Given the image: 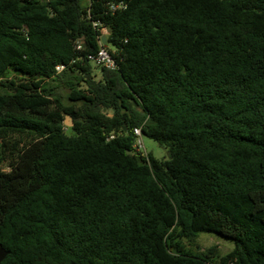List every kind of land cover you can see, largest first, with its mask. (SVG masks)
I'll list each match as a JSON object with an SVG mask.
<instances>
[{
    "label": "trees",
    "instance_id": "1",
    "mask_svg": "<svg viewBox=\"0 0 264 264\" xmlns=\"http://www.w3.org/2000/svg\"><path fill=\"white\" fill-rule=\"evenodd\" d=\"M0 148L2 264H264V0H0Z\"/></svg>",
    "mask_w": 264,
    "mask_h": 264
},
{
    "label": "rangeland",
    "instance_id": "2",
    "mask_svg": "<svg viewBox=\"0 0 264 264\" xmlns=\"http://www.w3.org/2000/svg\"><path fill=\"white\" fill-rule=\"evenodd\" d=\"M72 122V121H71ZM65 124L67 126H72L73 122L70 123V120L68 117H65ZM142 136V135H141ZM142 145L144 146V150H146V153H152L153 156L157 159H164L168 158V151L160 146L157 142L154 140L148 138L147 136H142ZM0 169L9 171L10 170V162L7 160H4L1 155V148H0ZM197 246V247H196ZM196 246H193V249L195 251H198L199 249L201 251L207 250L209 247L217 246L220 252V255L224 256L231 252L234 249V243L231 241H228L224 239L223 237L214 235V234H208V233H202L200 234Z\"/></svg>",
    "mask_w": 264,
    "mask_h": 264
},
{
    "label": "built area",
    "instance_id": "3",
    "mask_svg": "<svg viewBox=\"0 0 264 264\" xmlns=\"http://www.w3.org/2000/svg\"><path fill=\"white\" fill-rule=\"evenodd\" d=\"M82 1H86V2H91V0H82ZM125 6L122 3L119 4H111L110 5V10L112 11H116L118 9H123ZM91 59H95L96 63L99 65H102L108 69H113L115 67L113 60L111 59V56L109 55V53L107 52V50H105L104 48L101 49L98 53V55L96 57H90ZM63 69V67H57V70L60 72ZM134 133L136 135V141L134 144V149L137 152H142L145 153L144 150V146L142 145V134H141V130L140 129H135Z\"/></svg>",
    "mask_w": 264,
    "mask_h": 264
},
{
    "label": "water",
    "instance_id": "4",
    "mask_svg": "<svg viewBox=\"0 0 264 264\" xmlns=\"http://www.w3.org/2000/svg\"><path fill=\"white\" fill-rule=\"evenodd\" d=\"M103 44H106L107 43V37L104 36L103 38ZM68 119L70 120V123H72V119L71 117H68ZM125 130H126V127H125ZM129 154H132L133 152L132 151H129L128 152ZM10 254L9 251H7L4 247H2V245L0 244V264H2V262L6 259V257Z\"/></svg>",
    "mask_w": 264,
    "mask_h": 264
}]
</instances>
